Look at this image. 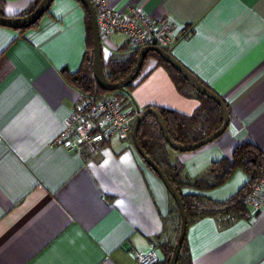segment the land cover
<instances>
[{
	"label": "crops",
	"instance_id": "crops-1",
	"mask_svg": "<svg viewBox=\"0 0 264 264\" xmlns=\"http://www.w3.org/2000/svg\"><path fill=\"white\" fill-rule=\"evenodd\" d=\"M38 1L4 0L5 15L21 16ZM107 2L115 10L137 5L171 21L176 40L169 52L229 107L220 138L192 152L169 149L184 180L195 182L243 143L264 154V0ZM85 8L79 0H55L34 28L0 26V264H138L151 251L166 264L163 246L179 239L173 199L132 135L113 138L96 157L49 148L81 96L70 79L91 71ZM102 44L105 62L132 54L122 34ZM130 93L132 126L138 108L193 116L201 104L194 91L183 95L154 57ZM248 182L238 170L203 195L225 202ZM246 209L240 219L207 216L188 225L185 251L192 264H264V212L255 218Z\"/></svg>",
	"mask_w": 264,
	"mask_h": 264
},
{
	"label": "trees",
	"instance_id": "trees-1",
	"mask_svg": "<svg viewBox=\"0 0 264 264\" xmlns=\"http://www.w3.org/2000/svg\"><path fill=\"white\" fill-rule=\"evenodd\" d=\"M41 1L42 0H39L27 12L18 17H22L33 12ZM0 17H7L5 15L4 0H0ZM39 22L34 26L24 30L36 27ZM89 30V42L91 51L93 52L94 38L91 21ZM125 46L126 49L129 50L128 46ZM149 57L156 58L159 63L170 72L178 90L183 95L188 96L189 91H194L201 103L197 113L193 116L184 115L173 110H158L165 121L171 139L176 144L191 145L199 143L208 136H211L219 131L224 123L222 109L214 101L197 93L196 90L191 87L188 82L157 53L152 52L147 58ZM137 60L138 53L132 52L129 58L123 61H114L112 58L107 62L104 61L106 75L109 81L117 83L125 79L131 74L132 70L136 66ZM70 80L83 94L107 93L97 85L93 77L92 67L90 73L81 71L72 76ZM201 83L204 84L203 82ZM132 87L133 84L129 86L128 90L131 91ZM113 93L122 98L125 103V97L128 96L127 94L123 92ZM125 106L127 108L126 103ZM134 125L132 126L133 128ZM138 140L143 152L147 154L150 159L161 168L169 182L175 187L178 194L180 195L185 205L188 225L207 216H228L231 220L246 217L247 209L243 204L244 198L264 175V154L256 145L252 143H243L238 145L235 148L231 159H223L220 162L214 163L207 173H205L195 182H190L183 179L182 166L179 163H175L171 160L169 149L172 148L164 139L160 126L153 116L147 117L141 124ZM238 170H241L247 174L249 177V182L236 195L225 202L212 201L203 195V193L210 192L225 184ZM185 190H190L193 193L186 194ZM173 212L178 215L180 219V227L178 228V233L180 236L182 221L179 209L175 202ZM163 249L168 255L166 264H170L175 246L169 247L164 245ZM178 264H192L189 254L185 251V241Z\"/></svg>",
	"mask_w": 264,
	"mask_h": 264
},
{
	"label": "built area",
	"instance_id": "built-area-1",
	"mask_svg": "<svg viewBox=\"0 0 264 264\" xmlns=\"http://www.w3.org/2000/svg\"><path fill=\"white\" fill-rule=\"evenodd\" d=\"M100 36L106 39L114 34L127 38L129 51L135 53L146 47H158L169 52L175 42L174 24L168 20L151 17L137 5H128L122 10L100 0L95 6ZM184 34L186 33L183 31ZM141 113L134 115L136 120ZM133 127L131 116L122 98L114 93L83 94L75 110L68 118L65 128L49 144V148L61 147L70 153L87 152L98 156L105 144L113 138H130ZM243 204L254 211V217L264 212V175L246 195ZM155 251L140 255L138 264H159Z\"/></svg>",
	"mask_w": 264,
	"mask_h": 264
},
{
	"label": "water",
	"instance_id": "water-1",
	"mask_svg": "<svg viewBox=\"0 0 264 264\" xmlns=\"http://www.w3.org/2000/svg\"><path fill=\"white\" fill-rule=\"evenodd\" d=\"M54 1L55 0H42L33 12L22 17H0V26L11 28L18 31L32 27L45 16V14L50 10ZM79 1L86 7L90 16L92 33L94 38L93 60H92L93 77L97 85L102 90L109 93L123 92L131 97V93L128 90L129 86L134 84V82L139 78L148 55L154 52L157 53L159 56H161V58L165 62H167L170 66H172L188 82V84L196 90L197 93L214 101L223 111L224 123L219 131H217L211 136H208L199 143L191 144V145H181V144H176L171 139L165 121L163 120L161 113L157 109L148 108L141 112L140 108H138V112L141 114L140 116L137 117L132 131V139L134 146L137 152L139 153V155L145 161V163L162 180V182L166 186L167 190L169 191L171 197L173 198L180 212V217L182 221L180 236L175 246L174 253L170 262V264H178L179 257L186 238V232L188 226V218L186 214L185 205L180 195L178 194L177 190L169 182V180L167 179L161 168L157 166L153 162V160H151L150 157L143 152L138 140L139 129L141 127V124L147 117L153 116L157 120L160 126L164 139L173 150L177 152H192L214 142L226 132L230 123L229 107L226 101L219 94H217L216 92H214L213 90L209 89L207 86L202 84L197 79V77L189 69H187L182 63H180L170 52L158 47H146L142 49L138 54V60L136 66L132 70L131 74L128 75L125 79L117 83H113L109 81L105 70V64L103 58V44H102V38L99 33L95 5L92 2V0H79Z\"/></svg>",
	"mask_w": 264,
	"mask_h": 264
},
{
	"label": "rangeland",
	"instance_id": "rangeland-1",
	"mask_svg": "<svg viewBox=\"0 0 264 264\" xmlns=\"http://www.w3.org/2000/svg\"><path fill=\"white\" fill-rule=\"evenodd\" d=\"M93 71V70H92ZM87 73H90V71L89 72H87ZM180 227V225L178 226V228Z\"/></svg>",
	"mask_w": 264,
	"mask_h": 264
}]
</instances>
